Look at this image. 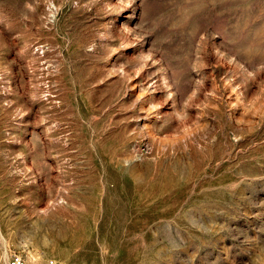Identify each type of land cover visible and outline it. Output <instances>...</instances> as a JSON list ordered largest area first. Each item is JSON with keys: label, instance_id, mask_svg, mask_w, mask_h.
I'll use <instances>...</instances> for the list:
<instances>
[{"label": "rangeland", "instance_id": "1", "mask_svg": "<svg viewBox=\"0 0 264 264\" xmlns=\"http://www.w3.org/2000/svg\"><path fill=\"white\" fill-rule=\"evenodd\" d=\"M13 252L264 264V0H0Z\"/></svg>", "mask_w": 264, "mask_h": 264}, {"label": "built area", "instance_id": "2", "mask_svg": "<svg viewBox=\"0 0 264 264\" xmlns=\"http://www.w3.org/2000/svg\"><path fill=\"white\" fill-rule=\"evenodd\" d=\"M52 263V262H51ZM8 264H30L27 256L21 252H13L8 260Z\"/></svg>", "mask_w": 264, "mask_h": 264}]
</instances>
